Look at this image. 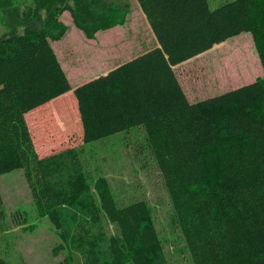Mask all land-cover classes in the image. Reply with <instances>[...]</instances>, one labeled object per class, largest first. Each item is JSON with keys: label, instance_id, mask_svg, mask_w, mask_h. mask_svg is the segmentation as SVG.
<instances>
[{"label": "trees", "instance_id": "obj_1", "mask_svg": "<svg viewBox=\"0 0 264 264\" xmlns=\"http://www.w3.org/2000/svg\"><path fill=\"white\" fill-rule=\"evenodd\" d=\"M137 2L156 45L74 88L51 42L67 31L61 15L93 37L132 0H0V173L24 169L59 232V264H170L147 201L121 204L106 176L93 183L78 147L36 151L26 114L74 89L85 143L145 128L191 264H264V76L191 101L175 69L246 31L264 69V0Z\"/></svg>", "mask_w": 264, "mask_h": 264}, {"label": "rangeland", "instance_id": "obj_2", "mask_svg": "<svg viewBox=\"0 0 264 264\" xmlns=\"http://www.w3.org/2000/svg\"><path fill=\"white\" fill-rule=\"evenodd\" d=\"M226 1L210 0L211 8ZM139 6L137 0H132V9L122 20L116 19L110 28L93 37H87L74 25L69 11L61 15L67 31L61 40L51 42L74 87L155 45V34ZM6 30L5 13L0 12V34ZM178 71L190 97H201L199 100L264 76L250 31L216 44L179 66ZM26 120L40 156L78 147L92 182L106 176L121 204L147 201L170 264H191L181 233L172 223V205L143 126L85 143L73 91L28 112ZM1 224L4 231L0 234V258L11 264H59L64 257L53 254V247L61 242L59 232L49 217L39 215L19 165L0 173V227ZM108 228L115 232L112 225Z\"/></svg>", "mask_w": 264, "mask_h": 264}, {"label": "crops", "instance_id": "obj_3", "mask_svg": "<svg viewBox=\"0 0 264 264\" xmlns=\"http://www.w3.org/2000/svg\"><path fill=\"white\" fill-rule=\"evenodd\" d=\"M211 3V2H210ZM140 7V6H139ZM146 16V15H145ZM157 41V40H156ZM157 43V42H156ZM156 43H155V45H156ZM154 45V46H155ZM153 46V47H154ZM152 48V47H151ZM144 51H146V50H144ZM143 51V52H144ZM143 52H141V53H143ZM141 53H139V54H141ZM139 54H136L135 56H137V55H139ZM135 56H132V57H130V58H128L127 60H130V59H132V58H134ZM195 58V57H194ZM191 59H193V58H191ZM191 59H189V60H191ZM127 60H125V61H127ZM189 60H187V61H185V62H183V63H181V64H179L178 66H176L175 67V69H176V72H177V74H178V77H179V79H180V82H181V84H182V86H183V88H184V90H185V92H186V94H187V96H188V98L191 100V101H198L201 97H197V98H192V97H190V95L188 94V92H187V90H186V88H185V86H184V84H183V82H182V79H181V77H180V74H179V72L180 71H178V68H179V66H181L182 64H185L186 62H188ZM125 61H123V62H125ZM122 63V62H121ZM63 65V64H62ZM114 68V67H113ZM113 68H111V69H113ZM110 69V70H111ZM109 71V70H108ZM108 71H106V72H103L102 74H106V73H108ZM99 75H101V74H99ZM98 75V76H99ZM97 76H94L93 78H96ZM93 78H91V79H93ZM90 79V78H89ZM90 79V80H91ZM89 81V80H88ZM85 83V82H84ZM83 84V83H82ZM78 85H81V84H78ZM78 85H76V86H78ZM73 86V85H72ZM75 86V87H76ZM74 87V86H73ZM74 87V88H75ZM70 91H73L74 92V89H72V90H70ZM69 91V92H70ZM69 92H67V93H69ZM66 94V93H65ZM64 95V94H63ZM62 96V95H61ZM60 97V96H59ZM211 97V96H210ZM202 99H205V98H202ZM34 110V109H33ZM27 115V114H26Z\"/></svg>", "mask_w": 264, "mask_h": 264}]
</instances>
